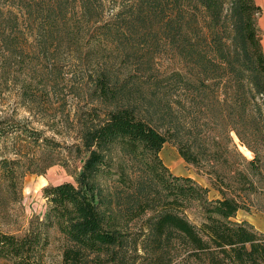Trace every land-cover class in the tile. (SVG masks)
<instances>
[{"label": "trees", "instance_id": "obj_1", "mask_svg": "<svg viewBox=\"0 0 264 264\" xmlns=\"http://www.w3.org/2000/svg\"><path fill=\"white\" fill-rule=\"evenodd\" d=\"M260 12L254 0H0V77L33 34L50 80L22 84V99L36 104L71 61L93 104L65 147L0 121V205L44 173L22 145L6 159L9 139L80 161L73 183L42 190V220L0 232V260L42 264L56 230L61 264H264V232L233 220L264 213ZM166 143L208 186L170 172Z\"/></svg>", "mask_w": 264, "mask_h": 264}, {"label": "rangeland", "instance_id": "obj_2", "mask_svg": "<svg viewBox=\"0 0 264 264\" xmlns=\"http://www.w3.org/2000/svg\"><path fill=\"white\" fill-rule=\"evenodd\" d=\"M260 7L261 12L257 15V25L260 31L261 45L264 52V0H254ZM106 5L111 6L110 2ZM75 14L78 7H73ZM25 33H31L26 30ZM28 38V43L21 41V47L18 51L21 53V59L13 61V75L10 78L6 76L0 77V121L12 123L18 127V131L36 132L43 139H48L61 147L69 146L77 143L75 139V131L77 129V117L83 111L89 108L88 96L82 83L78 81L80 74L78 67L74 68L73 62L64 68L62 75L54 83L50 82L47 92H40L36 104L26 102L21 97L22 84L30 83L31 87H37L38 80L44 78L49 81L50 78L43 73L45 70L33 63L43 61V57L37 60V42L33 34ZM18 55V54H17ZM23 57V58H22ZM32 60V61H31ZM171 65L165 62L164 65ZM70 71V72H69ZM71 71L78 74L74 75ZM5 79H8L5 82ZM53 85V86H52ZM39 93V89H36ZM87 106V107H86ZM12 125L8 126L11 127ZM12 132V131H11ZM28 156L35 155L37 158L33 162V168L43 169L44 173L26 174L21 180V201L20 203H11L10 200L4 201L0 205V232L21 235L28 227L30 220L38 217L40 220L44 218L47 209V199L43 196L42 190L46 186H55L64 182H74V175L79 171L80 161L74 160L66 156L63 150L62 154H54L50 151H42L40 149L28 146L24 142L18 144L9 139L3 148V154L6 159H17L19 156L9 154L12 149L20 150ZM21 157H24L22 155ZM160 157L168 167L170 172L177 176H188L194 179L202 186H208L204 177L198 175L194 168L187 165L178 155L176 149L169 143H166L161 152ZM66 161L67 166H64ZM50 164V166H48ZM0 197H6L4 183L0 174ZM213 191L210 192L209 198H215ZM2 202V200H0ZM264 202V200H263ZM261 209L264 211V204ZM234 221H247L257 230L264 232V213L252 211L251 214L239 211ZM49 244L46 247L42 264H61V243L62 240L56 230L49 231ZM0 264H7L4 260H0Z\"/></svg>", "mask_w": 264, "mask_h": 264}, {"label": "water", "instance_id": "obj_3", "mask_svg": "<svg viewBox=\"0 0 264 264\" xmlns=\"http://www.w3.org/2000/svg\"><path fill=\"white\" fill-rule=\"evenodd\" d=\"M82 162V161H81Z\"/></svg>", "mask_w": 264, "mask_h": 264}]
</instances>
